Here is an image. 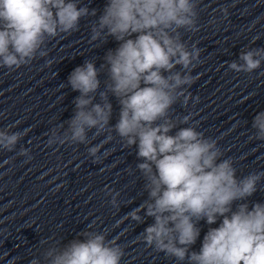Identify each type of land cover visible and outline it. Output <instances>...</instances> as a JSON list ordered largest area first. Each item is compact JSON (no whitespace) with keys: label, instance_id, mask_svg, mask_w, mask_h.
Listing matches in <instances>:
<instances>
[{"label":"clouds","instance_id":"1","mask_svg":"<svg viewBox=\"0 0 264 264\" xmlns=\"http://www.w3.org/2000/svg\"><path fill=\"white\" fill-rule=\"evenodd\" d=\"M197 2L107 0L91 29V41L112 37L119 42L101 64L107 66L109 81L99 93L103 103H93L100 71L86 60L67 81L80 93L74 115L63 134L52 130L48 144H83L88 131H105L113 111L110 92L120 105L112 127L126 146L136 147L141 161L137 168L148 199L128 216L138 223L153 218L142 233L144 242L180 264H264V203L250 207L247 202L264 173L238 178L233 159L223 158L218 141L205 137L195 125L171 134L177 123L169 118V110L181 98L188 103L185 86L194 83L191 73L200 62V49L195 44L189 49L181 38V30L198 31ZM89 15L96 17V9L79 6L78 0H0V67L18 69L38 52L45 55L41 48L48 38L78 31L81 18ZM239 60L242 63L233 61L229 68L252 73L264 61V48L243 51ZM189 119L185 116L180 123L188 124ZM252 127L255 137L264 140V111L255 115ZM24 134L0 130V149L12 151ZM97 151L91 147L89 154L96 156ZM20 154L27 152L22 149ZM118 195H112L114 206ZM201 220L210 226L220 223L209 227L200 250L192 251ZM80 236L67 244L53 243L42 253V261L30 264H120L124 250L115 239L95 231Z\"/></svg>","mask_w":264,"mask_h":264}]
</instances>
